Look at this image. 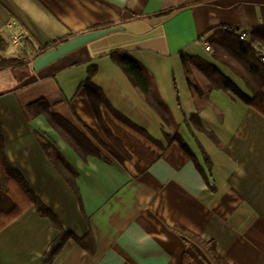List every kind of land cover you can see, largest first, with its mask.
Here are the masks:
<instances>
[{
	"label": "crops",
	"instance_id": "crops-1",
	"mask_svg": "<svg viewBox=\"0 0 264 264\" xmlns=\"http://www.w3.org/2000/svg\"><path fill=\"white\" fill-rule=\"evenodd\" d=\"M259 27L264 0H0V33L37 47L58 42L27 67L4 70L12 83L0 89L7 160L71 236L49 264H181L185 253L191 264H209L173 227L214 242L226 264H264V115L212 91L200 124L225 151L200 134L195 143L179 59L213 63L204 38L232 29L249 39ZM112 51L152 77L179 136L197 160L199 145L210 159L215 190L176 142L168 144L172 129L113 64ZM37 101L30 116L25 108ZM58 234L25 210L0 231V264H44Z\"/></svg>",
	"mask_w": 264,
	"mask_h": 264
},
{
	"label": "trees",
	"instance_id": "trees-1",
	"mask_svg": "<svg viewBox=\"0 0 264 264\" xmlns=\"http://www.w3.org/2000/svg\"><path fill=\"white\" fill-rule=\"evenodd\" d=\"M171 13L172 11L159 12L157 16L165 17ZM56 43L58 42L37 47L27 39L20 52L6 55L8 45L0 37V71L25 68L31 57L40 56ZM202 43L209 46V57L213 63L229 70L243 83L251 95L249 97L244 94L224 77L213 63L198 56H187L179 53V59L195 108V112L184 122H188V127L192 126L197 132L204 134L217 149L225 151V147L213 133L202 128L199 113L210 107L209 95L212 91H222L264 115V64L260 62L251 49L253 44L264 48V28H254L250 33L248 42L239 41L236 35L227 31H219L204 38ZM108 56L113 64L126 75L133 87L140 93L149 107L155 111L161 121L172 129L171 134L167 136L168 144L176 142L191 159L208 187L215 190L213 184L209 182L212 168L210 159L199 145L200 161L197 160L179 136L177 126L173 122L168 108L158 96L155 83L145 68L123 51H112ZM37 104H41V102L37 101L26 106L25 110L30 116L35 115L32 113V108ZM107 107L109 106L107 105ZM41 146L44 147L45 145L41 142ZM165 148L161 147L162 150ZM47 155L55 167L60 168L58 167V160L53 157V153H47ZM29 208H33L40 217L48 219L51 225L59 231L57 238L50 243L43 257L44 264H49L71 236L60 228L55 216L37 199L22 176L7 160L0 125V231ZM172 230L180 235L190 247L197 249L201 253V258L209 264H226L217 253L214 242H206L181 227H173ZM181 264H191V255L183 254Z\"/></svg>",
	"mask_w": 264,
	"mask_h": 264
},
{
	"label": "built area",
	"instance_id": "built-area-1",
	"mask_svg": "<svg viewBox=\"0 0 264 264\" xmlns=\"http://www.w3.org/2000/svg\"><path fill=\"white\" fill-rule=\"evenodd\" d=\"M225 31L236 35L238 40L241 42L249 41L248 36H247V31L245 30L235 31L232 29H226ZM0 37L8 45L6 55H12L15 52H20L26 40V38L22 34L15 33L9 30L6 32L0 33ZM251 49L257 55L260 62L264 64V48H261L258 45L253 44L251 45ZM204 50L209 51V46L205 45Z\"/></svg>",
	"mask_w": 264,
	"mask_h": 264
},
{
	"label": "rangeland",
	"instance_id": "rangeland-1",
	"mask_svg": "<svg viewBox=\"0 0 264 264\" xmlns=\"http://www.w3.org/2000/svg\"><path fill=\"white\" fill-rule=\"evenodd\" d=\"M12 83V79L11 77L8 75V73H5V71H0V89L1 88H4V87H8L10 84ZM215 109L213 110V112L215 113ZM216 118V117H215ZM219 118V117H218ZM215 121L217 122V119H215ZM217 126V125H216ZM193 128V127H192ZM196 131V130H194ZM206 131V130H205ZM209 132V131H207ZM190 134L192 135L193 139H194V142L199 144L198 140L196 137H194V134H200L204 137H206L204 134L200 133V132H192V130L190 131ZM207 138V137H206ZM208 140V138H207ZM217 149V148H216Z\"/></svg>",
	"mask_w": 264,
	"mask_h": 264
}]
</instances>
